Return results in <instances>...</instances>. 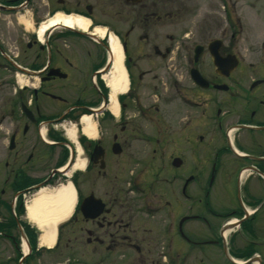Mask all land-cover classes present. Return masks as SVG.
Listing matches in <instances>:
<instances>
[{"label":"flooded vegetation","instance_id":"af4514ba","mask_svg":"<svg viewBox=\"0 0 264 264\" xmlns=\"http://www.w3.org/2000/svg\"><path fill=\"white\" fill-rule=\"evenodd\" d=\"M45 254L264 264V0H0V264Z\"/></svg>","mask_w":264,"mask_h":264},{"label":"bare ground","instance_id":"6f19581e","mask_svg":"<svg viewBox=\"0 0 264 264\" xmlns=\"http://www.w3.org/2000/svg\"><path fill=\"white\" fill-rule=\"evenodd\" d=\"M68 24L71 26L72 22L69 21ZM81 25L83 28L87 27V25H85L83 23H81ZM45 30L46 29L44 28L41 31V34H43L45 32ZM113 50H114V53L117 57L115 66H116V69L118 71V74L115 76V79H114V84H116L115 86L117 88V91L123 92L125 90V85H124L125 73H124L123 65H122V61H121V57H122L121 49H120L118 44L114 43L113 44ZM59 200H60V202L63 203V205L67 211L64 215V218L66 219V217H68V215L71 214V212L75 206V203H76L75 193H74V190H73L71 185L65 187V189L60 194ZM52 202H53V200L51 198H42V199H38V200L34 201L33 204L31 205V207L29 208L30 216L34 219L35 216L37 215V212L40 211V207L48 206L49 204H52ZM48 208L50 209L51 207H48ZM48 208L46 209L47 211H49ZM49 215H50L49 213H46L45 217L49 216ZM61 219H63V218H61ZM59 222H60V220L59 221L54 220L51 224H48V226H49V228L52 229V227L53 228L56 227ZM40 242L44 246L53 247L55 245V242H56L55 231L49 230L48 232H46L42 236ZM27 252H28V250L25 249V253H27Z\"/></svg>","mask_w":264,"mask_h":264},{"label":"rangeland","instance_id":"374dc122","mask_svg":"<svg viewBox=\"0 0 264 264\" xmlns=\"http://www.w3.org/2000/svg\"><path fill=\"white\" fill-rule=\"evenodd\" d=\"M69 255H48L45 254L41 258H37L34 261V264H63L65 262V259H67ZM79 256L77 254H74L71 257V264H79Z\"/></svg>","mask_w":264,"mask_h":264}]
</instances>
